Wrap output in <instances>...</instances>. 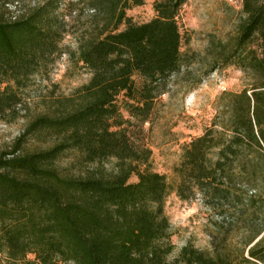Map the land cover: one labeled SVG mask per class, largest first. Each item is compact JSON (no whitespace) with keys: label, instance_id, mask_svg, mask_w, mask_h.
<instances>
[{"label":"trees","instance_id":"trees-1","mask_svg":"<svg viewBox=\"0 0 264 264\" xmlns=\"http://www.w3.org/2000/svg\"><path fill=\"white\" fill-rule=\"evenodd\" d=\"M19 1L0 0V119L6 122L18 116L19 90L31 75L60 55L66 32L59 0L8 14L6 6ZM184 2L154 0L155 16L137 24L125 11L143 0H86L92 13L76 58L90 70L89 80L55 98L0 151L5 264H264V0H241L233 44L206 52L210 66L195 85L224 65L240 70L245 83L224 93L210 125L182 146L173 187L163 174L140 169L150 149L122 126L119 94L129 115L144 121L167 79L189 63L179 50L176 20ZM46 139L45 146L29 143ZM68 150L79 153L80 165L114 159L115 169L60 168ZM131 174L135 182L128 181ZM170 191L182 200L199 194L218 216L210 251L187 243L167 259L173 245L163 203Z\"/></svg>","mask_w":264,"mask_h":264},{"label":"rangeland","instance_id":"rangeland-1","mask_svg":"<svg viewBox=\"0 0 264 264\" xmlns=\"http://www.w3.org/2000/svg\"><path fill=\"white\" fill-rule=\"evenodd\" d=\"M44 1L21 0L6 8L8 14L18 15ZM153 2L143 0L141 5L127 8L126 16L137 24L149 21L156 14ZM58 12L66 23V32L60 42L62 52L44 69L32 74L28 85L19 90L18 116L9 122L0 119V151H8L27 123L46 113L55 98L71 95L91 76L90 70L76 58L79 41L87 35L92 13L86 0H59ZM242 16L241 0L233 3L228 0H185L176 20L179 50L189 57V63L167 79L164 92L154 99L152 110L144 121L129 115L123 107L122 94L117 97L120 113L127 120L122 126L135 143L150 149L148 160L140 169L145 167L163 174L172 187L178 180L173 167L179 162L182 146L210 125L216 111L221 109L220 97L224 93L238 92L244 86L241 71L232 65L218 66L204 76L200 84H194L210 66L211 58L206 55L208 49L233 44ZM122 28L124 25L119 26ZM48 142V139L45 142L29 141L30 145L42 146ZM78 157L77 151L68 150L60 156L57 165L73 173L95 166L107 173L115 169L114 159L80 165ZM136 180L135 174L128 179L129 182ZM163 213L169 223V241L173 245L168 260H172L187 243L201 250H211L212 221L218 216L203 203L199 194L182 200L170 191L164 199ZM27 257L31 259L33 255ZM253 263L258 264L253 260L246 264ZM0 264H5L4 253H0Z\"/></svg>","mask_w":264,"mask_h":264},{"label":"built area","instance_id":"built-area-1","mask_svg":"<svg viewBox=\"0 0 264 264\" xmlns=\"http://www.w3.org/2000/svg\"><path fill=\"white\" fill-rule=\"evenodd\" d=\"M229 2H231V3H233L234 2V0H228Z\"/></svg>","mask_w":264,"mask_h":264}]
</instances>
